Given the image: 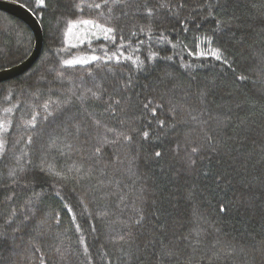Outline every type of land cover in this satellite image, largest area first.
<instances>
[{"label":"trees","instance_id":"16d2710c","mask_svg":"<svg viewBox=\"0 0 264 264\" xmlns=\"http://www.w3.org/2000/svg\"><path fill=\"white\" fill-rule=\"evenodd\" d=\"M10 1L43 42L0 83V264H264V0ZM32 47L0 11V70Z\"/></svg>","mask_w":264,"mask_h":264},{"label":"water","instance_id":"95a60500","mask_svg":"<svg viewBox=\"0 0 264 264\" xmlns=\"http://www.w3.org/2000/svg\"><path fill=\"white\" fill-rule=\"evenodd\" d=\"M0 11L23 22L28 26L33 36V47L26 59L15 66L0 70V83H3L21 76L33 66L41 53L43 39L37 18L21 4L10 0H0Z\"/></svg>","mask_w":264,"mask_h":264},{"label":"snow or ice","instance_id":"6c2138e0","mask_svg":"<svg viewBox=\"0 0 264 264\" xmlns=\"http://www.w3.org/2000/svg\"><path fill=\"white\" fill-rule=\"evenodd\" d=\"M34 6L37 9L43 8L45 6V0H35V5ZM89 7H95L96 9H100L102 6H101V4L97 3L95 5H89ZM81 11H83L82 8H81ZM147 11H148V15L149 16H151L153 14V10L152 9H148ZM81 23L82 24H85V25L92 24L93 27H99L100 26V25L96 24L95 22H93L92 20H87V19L81 21ZM102 31L104 33L103 39L105 41L111 40L112 43H113V45H115V43H116V36H115L116 29H115V27L104 26L102 28ZM97 39H101V37H97ZM124 47H125V45H123V44H120L119 45V48L121 50H123ZM105 51L107 53V45H105ZM190 54H192V53H190ZM121 56H123L124 59H126V60H130L131 59V57L125 56L124 53H123V51H120L119 54L113 53L112 56H108V58L105 60V63H108L111 60H115L116 63H120L121 62ZM200 56H201V58H204V59H207L208 58V57L204 56V54H202V53L200 54ZM211 57L214 58V59H216V60H220L221 59V56L218 53H216V52L211 53ZM97 59H98V57L96 55H93L91 57V60H75V61H73V60H64L62 66L63 67H71V66H74V64L86 65V64H90V63L95 62ZM137 66L139 67V65H137ZM44 107L47 108L48 105L45 104ZM153 114L155 115V112H153ZM161 124H163V122H161ZM33 127H35L34 124H33ZM5 131H7V130L5 129ZM144 136L147 137L148 136V133L145 132L144 133ZM126 139H128V138L126 137ZM96 151L99 152L100 149L97 148ZM192 151L193 152H196L197 149L196 148H193ZM156 155L159 156L160 153L157 152ZM223 210L224 209L221 208V211H223ZM81 243H83V241H81ZM57 251H59V249H57Z\"/></svg>","mask_w":264,"mask_h":264},{"label":"rangeland","instance_id":"374dc122","mask_svg":"<svg viewBox=\"0 0 264 264\" xmlns=\"http://www.w3.org/2000/svg\"><path fill=\"white\" fill-rule=\"evenodd\" d=\"M104 36L102 29L90 25L75 26L70 30L69 41L76 43L92 37Z\"/></svg>","mask_w":264,"mask_h":264}]
</instances>
